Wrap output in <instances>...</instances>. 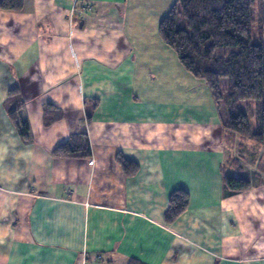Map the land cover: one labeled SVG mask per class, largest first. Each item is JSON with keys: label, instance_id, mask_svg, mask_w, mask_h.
<instances>
[{"label": "crops", "instance_id": "obj_1", "mask_svg": "<svg viewBox=\"0 0 264 264\" xmlns=\"http://www.w3.org/2000/svg\"><path fill=\"white\" fill-rule=\"evenodd\" d=\"M176 1L0 8V264H264V148L223 131L160 37ZM19 102L30 144L9 116ZM83 134L89 157L55 158ZM226 175L251 189L229 195ZM180 189L189 206L169 224Z\"/></svg>", "mask_w": 264, "mask_h": 264}, {"label": "trees", "instance_id": "obj_2", "mask_svg": "<svg viewBox=\"0 0 264 264\" xmlns=\"http://www.w3.org/2000/svg\"><path fill=\"white\" fill-rule=\"evenodd\" d=\"M24 3L25 0H0V8L20 11ZM257 5L261 7L262 22L259 43L253 40V10ZM159 34L183 68L208 86L223 131L241 141L264 146V0H177L162 19ZM51 110L47 111V122L52 120ZM9 116L22 141L32 143L34 136L25 105L17 103ZM90 154L85 134L71 137L54 151L55 158H84ZM120 163L129 176L137 173L135 163L123 158ZM224 183L229 195L251 189L245 177L226 175ZM189 202L186 190L173 192L166 222L174 223L186 212Z\"/></svg>", "mask_w": 264, "mask_h": 264}, {"label": "rangeland", "instance_id": "obj_3", "mask_svg": "<svg viewBox=\"0 0 264 264\" xmlns=\"http://www.w3.org/2000/svg\"><path fill=\"white\" fill-rule=\"evenodd\" d=\"M253 15H254L255 20H256L255 31H254V34H253V40H254L255 43H259L260 42V38H261V24H262V22H261V7L260 6L257 5L254 8ZM249 142L250 141H247V148H249V147H253L254 148L255 146H257V144H255L253 142H251V144H249ZM260 147L264 148V146H261V145H260ZM232 149H234V148H232ZM242 154H244V151L242 152ZM246 159H247L246 162H245V164H246V166H245L246 172H251L252 168H254V167L257 168V165L251 166V162L252 161L249 160V154H248V156H246ZM228 163H229V166H230L232 164V161H230ZM249 178L252 179V177H249Z\"/></svg>", "mask_w": 264, "mask_h": 264}]
</instances>
